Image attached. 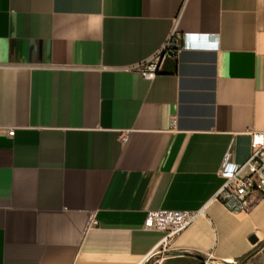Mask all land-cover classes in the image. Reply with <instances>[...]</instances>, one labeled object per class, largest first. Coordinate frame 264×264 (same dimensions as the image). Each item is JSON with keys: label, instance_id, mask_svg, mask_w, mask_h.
Listing matches in <instances>:
<instances>
[{"label": "crops", "instance_id": "0c3cea01", "mask_svg": "<svg viewBox=\"0 0 264 264\" xmlns=\"http://www.w3.org/2000/svg\"><path fill=\"white\" fill-rule=\"evenodd\" d=\"M174 31L189 47L155 78L129 70ZM256 132L264 0H0V264L259 255L264 194L247 213L215 199ZM153 211L196 217L162 251Z\"/></svg>", "mask_w": 264, "mask_h": 264}, {"label": "built area", "instance_id": "2783aa9c", "mask_svg": "<svg viewBox=\"0 0 264 264\" xmlns=\"http://www.w3.org/2000/svg\"><path fill=\"white\" fill-rule=\"evenodd\" d=\"M188 47L186 36L174 31L156 55L129 70L144 78L153 79L162 71L166 60L176 59L178 54ZM251 144L252 153L247 161L237 163L233 160L234 152L227 151L220 168L224 182L215 199L232 213L249 212L256 202V197L264 194V133H253ZM195 217L196 214L185 211H153L148 214L147 226L165 233L161 245L163 251L168 242ZM161 250L158 253H161ZM156 264H160L159 259Z\"/></svg>", "mask_w": 264, "mask_h": 264}, {"label": "rangeland", "instance_id": "374dc122", "mask_svg": "<svg viewBox=\"0 0 264 264\" xmlns=\"http://www.w3.org/2000/svg\"><path fill=\"white\" fill-rule=\"evenodd\" d=\"M239 264V263H238ZM245 264H264V251L260 253L259 255L251 258L247 263Z\"/></svg>", "mask_w": 264, "mask_h": 264}, {"label": "trees", "instance_id": "16d2710c", "mask_svg": "<svg viewBox=\"0 0 264 264\" xmlns=\"http://www.w3.org/2000/svg\"><path fill=\"white\" fill-rule=\"evenodd\" d=\"M252 256H253V255L245 256V257H243L242 259H240V261H239L238 263H240V264H245V263H247V262L250 260V258H251Z\"/></svg>", "mask_w": 264, "mask_h": 264}, {"label": "water", "instance_id": "95a60500", "mask_svg": "<svg viewBox=\"0 0 264 264\" xmlns=\"http://www.w3.org/2000/svg\"><path fill=\"white\" fill-rule=\"evenodd\" d=\"M253 242H256V239H252Z\"/></svg>", "mask_w": 264, "mask_h": 264}]
</instances>
